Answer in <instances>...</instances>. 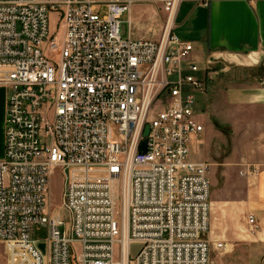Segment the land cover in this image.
I'll list each match as a JSON object with an SVG mask.
<instances>
[{
	"label": "built area",
	"instance_id": "built-area-1",
	"mask_svg": "<svg viewBox=\"0 0 264 264\" xmlns=\"http://www.w3.org/2000/svg\"><path fill=\"white\" fill-rule=\"evenodd\" d=\"M140 1L0 0L6 264H211L212 250L225 249L206 238L208 165L190 158L204 130V80L192 44L173 31L183 0H158L159 37H123L120 16ZM34 224L47 227L44 240ZM132 243L142 246L134 257Z\"/></svg>",
	"mask_w": 264,
	"mask_h": 264
},
{
	"label": "crops",
	"instance_id": "crops-1",
	"mask_svg": "<svg viewBox=\"0 0 264 264\" xmlns=\"http://www.w3.org/2000/svg\"><path fill=\"white\" fill-rule=\"evenodd\" d=\"M176 30L178 38L192 44L190 59L204 80L196 98L204 130L200 141L192 143L190 158L208 162L198 148L204 138L228 137L232 143L227 167L225 162L206 163L222 172L220 179L208 173L213 189L206 238L232 250L214 262L264 264V0H211L208 5L183 0ZM6 96V87L0 85V159Z\"/></svg>",
	"mask_w": 264,
	"mask_h": 264
},
{
	"label": "rangeland",
	"instance_id": "rangeland-1",
	"mask_svg": "<svg viewBox=\"0 0 264 264\" xmlns=\"http://www.w3.org/2000/svg\"><path fill=\"white\" fill-rule=\"evenodd\" d=\"M101 2L105 0H100ZM106 5H101V14L105 13ZM56 18V14L52 13L50 15V24L53 26L54 20ZM164 14L161 11V5L158 0H143L140 2H135L131 6L130 13L124 12L120 16V32L123 37H126L130 30L134 36H144V37H153L157 38L161 34L162 22H163ZM128 20H130V24H128ZM186 27V26H185ZM184 27V32L185 28ZM176 34H179L180 31H174ZM181 38V37H179ZM183 39V38H181ZM199 64V63H198ZM200 65V64H199ZM201 66V65H200ZM205 140L202 143L198 144V148L200 150V155L208 159L200 160L209 163L210 160H214L218 163L225 162L227 167V163H229L227 155L229 152L230 139L228 137L222 136H212L209 138H204ZM222 148V149H221ZM221 150L222 155L217 156L218 152ZM225 158V159H224ZM211 171L213 173V177L216 179H220L221 175V167H217L216 165L212 168L208 169V173ZM211 185V184H210ZM50 186V200L52 207L57 208L60 203L62 191H63V182L61 171L56 169L49 181ZM218 186V185H217ZM210 191H212L213 187L210 186ZM215 188V187H214ZM64 220L68 221L67 215L64 213ZM32 237L39 240H44L47 235V227L41 224H34L31 228ZM141 245L138 243H132L129 247V254L131 257H134L139 250L141 249ZM211 252V264H217L214 262L215 259H223L227 256L232 250L229 249H214ZM0 264H6V254L4 245L1 243L0 246ZM219 264H221L219 262Z\"/></svg>",
	"mask_w": 264,
	"mask_h": 264
},
{
	"label": "water",
	"instance_id": "water-1",
	"mask_svg": "<svg viewBox=\"0 0 264 264\" xmlns=\"http://www.w3.org/2000/svg\"><path fill=\"white\" fill-rule=\"evenodd\" d=\"M148 132H149V127H148V125H145L144 131H143V135L147 136ZM145 149H146V139H144V141L141 144V151L145 152ZM38 247L40 249H44V244L43 243H39Z\"/></svg>",
	"mask_w": 264,
	"mask_h": 264
}]
</instances>
